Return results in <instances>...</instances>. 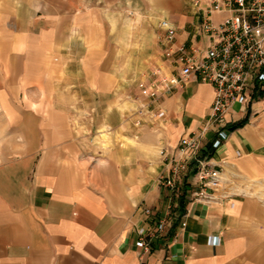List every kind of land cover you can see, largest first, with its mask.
<instances>
[{
	"label": "crops",
	"instance_id": "crops-1",
	"mask_svg": "<svg viewBox=\"0 0 264 264\" xmlns=\"http://www.w3.org/2000/svg\"><path fill=\"white\" fill-rule=\"evenodd\" d=\"M208 4L0 0V73L7 76L0 82V107L16 108L19 128L13 136L11 118L1 116L0 264H264V91L249 104H234L226 116L230 137L210 157L221 173L210 203L193 200V171L178 193L158 179L168 173L161 150L201 128L214 88L189 82L161 101L164 119L142 118L138 128L119 103L124 85L117 61L131 41L140 48L141 40L121 35L125 23L113 12L130 6L157 28L159 18L167 20L182 43L192 39ZM225 17L216 12L212 20ZM153 37L149 59L162 50ZM33 74L41 77L35 100L25 84ZM51 74L59 78H45ZM79 103L98 112L90 120L95 131L72 127L78 118L66 111ZM146 103L137 101L135 110ZM30 106L58 110L52 116L41 111L30 126ZM212 137L207 134L203 154H211ZM147 208L166 223L148 252L137 246L138 230L152 226Z\"/></svg>",
	"mask_w": 264,
	"mask_h": 264
},
{
	"label": "built area",
	"instance_id": "built-area-1",
	"mask_svg": "<svg viewBox=\"0 0 264 264\" xmlns=\"http://www.w3.org/2000/svg\"><path fill=\"white\" fill-rule=\"evenodd\" d=\"M216 12L226 14L219 24L212 20ZM160 27L162 61L151 71L148 81L139 84L141 96L147 100L140 115L164 119L166 111L160 107L161 101L192 81L211 85L215 98L201 128L183 136L172 150H161L168 173L158 182L178 193L183 178L193 171V200L210 203L215 200L221 173L212 164L210 154L202 152L207 134L213 133L212 154L230 137L226 116L233 105L249 104L264 91V0H209L189 42L178 43L179 29L171 22L163 20ZM143 213L152 226L149 231L138 230L137 246L148 252L151 241L164 231L166 223L155 220L149 208Z\"/></svg>",
	"mask_w": 264,
	"mask_h": 264
},
{
	"label": "rangeland",
	"instance_id": "rangeland-1",
	"mask_svg": "<svg viewBox=\"0 0 264 264\" xmlns=\"http://www.w3.org/2000/svg\"><path fill=\"white\" fill-rule=\"evenodd\" d=\"M113 14H117V16L113 15L112 17L114 18H122L124 21V27H121L119 29V33L121 35H125L128 36L130 40H132V38L134 36H139L140 37V44L139 47L137 46H133V44L130 42L128 44V50H126L127 52L124 53V59L118 60L117 62L120 63L121 67L120 70H122V73H120V75L116 76L117 80L119 83H121L122 85H124L123 90L121 91V96H119V103L122 106L121 110H123V112L126 113V119H128V121H130V123L132 124V126H136L137 128L140 127L141 125L137 126L136 122L142 120V118H146L147 115H140L139 111L140 109H136L135 110V104L137 101H140L141 99L143 100V102L145 101V103L147 102V100H145L140 93V88H139V84L141 82H147L149 77L151 76V71L161 63L162 61V50L160 52V54L157 57L154 58H150L147 57L149 53H151L153 51L152 48V43L150 41V38L152 36V38H154L153 36H157L159 38V44L161 45L162 48V42H161V36L163 35V30L160 27L159 24V28H157L150 20V24L148 23L147 20H144L143 16L144 14L146 15L145 12H140V11H133L132 8H130V6L128 7L127 5L120 8L119 11L117 12H113ZM142 18V19H141ZM159 21L161 23V20L159 18ZM162 32H161V31ZM161 33V35H160ZM160 35V37H159ZM5 50V44L0 43V54H2V52H4ZM135 50V51H134ZM137 50L140 51V58L138 59L139 54L137 53ZM147 55V56H146ZM36 60H34L35 63ZM2 65L4 64V60L0 58V68L2 67ZM1 71V69H0ZM3 77H7L5 75H2L0 73V82H3ZM48 80H55L58 79L59 76L58 75H47L45 77ZM40 79L41 77L33 74L30 76L26 77V82L25 84L28 85V89L30 90L29 93V98L30 99H36L38 97V83L40 84ZM19 91L20 88L17 89L16 92V96L18 97L19 95ZM16 97V98H17ZM19 98V97H18ZM48 101V103L51 104ZM58 110V108L56 107H45V108H39V107H32L30 106L28 108V112L30 115V126H36V123H34V121L32 120V118L34 120H36V118L39 117H43V113H41V111H45L46 114H48L49 116H52L53 114V110ZM87 110V111H86ZM3 114L9 115V117L11 118L12 123L10 124L11 129L13 131V136L16 135V132L18 131V127H16V123H15V119L14 117L18 114L16 111L15 107H11V108H1L0 107V118ZM67 116L72 115L73 117H77L78 118V122L77 123H73L71 124L72 127L73 125L75 126L76 129H89V130H93L95 131L96 125L94 123V121H90L93 120V118L98 114V112L96 111V109H89L87 107H85L84 103H79L77 104V106H73V107H68L67 111H66ZM41 123L40 126L42 127L43 125L47 126V123H44L45 120L41 119ZM89 120L88 123L86 124L85 121ZM87 122V121H86ZM92 123V124H91ZM51 124V123H49ZM92 125V126H91ZM87 127V128H86ZM74 128V127H73ZM105 136L102 138V140H105ZM95 139V138H94ZM32 140L30 139V142ZM92 142H95V145H101V140L96 139V140H92ZM15 143V141H14ZM213 154V153H212ZM212 154H210V156H212Z\"/></svg>",
	"mask_w": 264,
	"mask_h": 264
},
{
	"label": "trees",
	"instance_id": "trees-1",
	"mask_svg": "<svg viewBox=\"0 0 264 264\" xmlns=\"http://www.w3.org/2000/svg\"><path fill=\"white\" fill-rule=\"evenodd\" d=\"M240 126H241V124H240V125H238V126H236V127H240ZM234 129H235V127H234ZM183 204H184V203L182 202V206H183Z\"/></svg>",
	"mask_w": 264,
	"mask_h": 264
}]
</instances>
